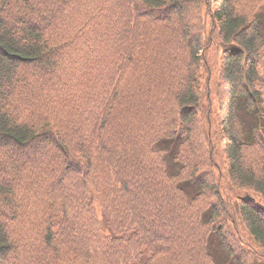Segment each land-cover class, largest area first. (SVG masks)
I'll return each mask as SVG.
<instances>
[{
  "label": "trees",
  "instance_id": "obj_1",
  "mask_svg": "<svg viewBox=\"0 0 264 264\" xmlns=\"http://www.w3.org/2000/svg\"><path fill=\"white\" fill-rule=\"evenodd\" d=\"M261 2L0 0V264H235L224 224L236 216L264 250ZM201 3L223 47L207 122L237 207L213 177L187 174L190 123L212 102L193 71L211 39L181 32ZM179 63L194 81L172 84L166 110ZM207 191L217 201L198 215Z\"/></svg>",
  "mask_w": 264,
  "mask_h": 264
},
{
  "label": "rangeland",
  "instance_id": "obj_2",
  "mask_svg": "<svg viewBox=\"0 0 264 264\" xmlns=\"http://www.w3.org/2000/svg\"><path fill=\"white\" fill-rule=\"evenodd\" d=\"M261 6L258 7L257 11H264V2L260 3ZM191 10L187 11L185 14L189 16ZM194 21L190 20V25L194 28L189 30V28L183 27L181 28L182 34H188L189 43H194L197 39L205 38L208 36L211 41L204 49V51L198 50L197 58L198 65L194 68V76L199 79V86L203 89L207 87L210 88L212 102L209 104L204 101V106L201 112H198L196 121L190 123V139H189V150L191 153V157L196 161L195 164L189 168L188 173L196 172L201 174L204 178L211 176L214 180H217L219 188V192L221 197L227 201L229 205H237L240 204V198L243 189L242 187L236 186L231 183L228 179L225 178L224 182L220 185L219 177L221 171H225L224 163L225 156L222 153V145L218 142V140L211 136L210 134V125L207 122V116L209 115L212 121L216 116L217 107L221 101V77H220V69H221V59H222V45L219 39L213 35L211 38L210 27L212 26V20L210 16L207 14L205 10V6L201 3L200 8L196 9L194 13ZM198 27V30H194ZM186 63V60H185ZM190 64V57H189ZM191 67L194 66L190 64ZM177 70L181 74L180 77H183V83L176 79L174 83L170 81H166L162 88L164 93V97L160 100V107L163 109H172L174 110L173 104V95L175 94V86L172 84L179 86H184L193 83L194 77H190L191 71L187 72V74L183 73V68L179 63L177 65ZM165 73L164 67L160 66L158 70L153 73V75ZM187 75V76H186ZM175 78H180L176 77ZM210 110V113H209ZM198 171V172H197ZM180 178L177 179V181ZM247 194L258 197L256 194L251 192V190H244ZM217 198L214 197L208 191L201 197L200 201H197L195 205L199 206L197 214L201 215L211 203L216 202ZM263 202V201H261ZM264 203V202H263ZM165 219L169 222L170 218L165 217ZM241 218L239 216L235 217V222L228 221L225 225L227 230L225 232V244L235 252H240L239 261L235 264H257L259 261H264V250L259 247L251 237L247 235V230L245 229L243 223L241 222ZM223 225V224H222ZM208 227L206 228L207 231ZM231 230H233L231 232ZM229 231V234H228ZM212 236H208L206 238V246L209 244H214L215 239H210ZM208 239V242H207ZM213 255L220 256L219 247L216 245L210 246Z\"/></svg>",
  "mask_w": 264,
  "mask_h": 264
}]
</instances>
